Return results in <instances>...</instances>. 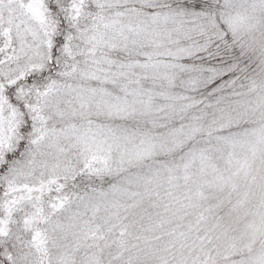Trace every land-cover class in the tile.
<instances>
[{"label":"snow or ice","instance_id":"snow-or-ice-1","mask_svg":"<svg viewBox=\"0 0 264 264\" xmlns=\"http://www.w3.org/2000/svg\"><path fill=\"white\" fill-rule=\"evenodd\" d=\"M0 264H264V0H0Z\"/></svg>","mask_w":264,"mask_h":264}]
</instances>
